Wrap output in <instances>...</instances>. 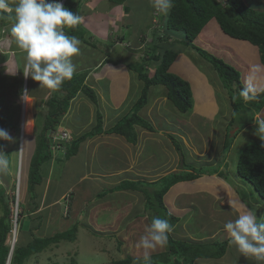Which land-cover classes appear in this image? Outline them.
Masks as SVG:
<instances>
[{
	"label": "rangeland",
	"instance_id": "obj_1",
	"mask_svg": "<svg viewBox=\"0 0 264 264\" xmlns=\"http://www.w3.org/2000/svg\"><path fill=\"white\" fill-rule=\"evenodd\" d=\"M75 1L78 0H69L68 4L74 3ZM262 2H263L262 0H253L252 4L256 6H260L259 3ZM82 3H84V5L79 4L77 7L78 9L80 7L79 15L82 17L81 24H83V21L85 22L84 23L85 26L83 27L89 33H87L86 35L84 31H80L78 34L79 36L82 35L84 37H87L86 39L89 41V43L86 44L83 41L81 42L80 53L77 56L73 57V63L78 71L79 69L86 70L87 68H90L92 70V73H94V71L96 70L97 71L102 70V73L104 75L103 77L106 78L101 81L100 86H99L100 81H98V87L102 89L100 93L102 95H105V97L110 95L112 101L115 103L117 97H122V87L124 88V86H126V88L128 89L130 88L129 83H128L129 85L125 84L126 78L128 81V76L129 77L130 75L134 76V73L132 70L128 69V65L131 63L142 64L143 62L140 57L144 56V58H146V54L148 52L147 46L149 44V41H151V38L148 37L146 40H143V38L147 36V33L149 31L158 28V23L155 22V19L158 20L159 19L158 15L162 16V14L155 13L156 9H154L152 6V0H129V2H127L125 6L122 5L113 6V4L109 3L107 0H86ZM77 7L74 8L77 9ZM86 7L89 9V13L87 12ZM126 7H129L130 11L132 8V12L126 13L125 12ZM149 10L151 12V16L148 18ZM92 13L96 14L95 18L92 17L93 15ZM88 16L92 18L88 19ZM110 20L111 21L113 20L111 23L112 26L108 27ZM95 22L97 23L101 22L105 25L104 31L97 33L98 36L102 35L104 37L106 34H108L109 38L106 37L104 40H101L98 36L90 38L92 34H96L92 32L94 30ZM9 28L10 26L8 27V29ZM5 31H3L4 33L2 32L3 35H5ZM169 36L173 40H176L178 43H181L184 37L182 33H178V32H174V33L170 32ZM89 38L91 40H89ZM120 38H124V42L123 41L120 42L119 40ZM12 42L13 40L11 39L10 44L7 45V42L4 39H2L0 36V115L5 116L10 122V124H12L13 126V129L10 132V135L12 136L13 140L12 142H6L5 148L7 149V151L5 152V154L8 155L7 159L9 162L7 177H8V181H10L11 183L9 186H7V193L9 194L8 197L10 203H11L10 196L14 197L13 195L15 194L18 195V193L20 194L19 218L22 224L19 227V232L17 233L16 242H19L20 246H26L35 237L36 238L52 237L57 233L65 232L72 229L74 225L78 226L77 239L75 242L62 241L57 245H51L48 249H46L42 253L32 255L31 258L26 262V264H115L116 261H122L125 259H133L132 264H144L145 261L143 259V250L137 247L138 243L135 242H132V244L128 243L125 246L126 248L122 246V231H123L122 229L124 225L122 221L123 219L122 217H119L117 215L115 217L114 215V219L117 222V225L122 224L118 229L119 236L114 237L113 235L114 233H111L109 230L99 229L102 228L100 227L101 224L99 223L103 220L102 215L104 214L103 209L106 205V202L99 203V201L96 198H94L95 202H90L88 204L87 202L84 201L86 199L83 200L80 199L78 196H73L71 194V190L73 191L75 190L73 188L71 189L72 184L76 182V178L80 174V171L84 170V167L86 166L83 157L79 158V160L76 161L77 168L75 167L74 164H71L72 159L70 160V162L69 160L68 161L62 160V162L56 161L52 166L51 164L47 163L43 167V174L45 178H47L49 172L51 173V177L49 178L51 184L49 189L48 200L51 201L53 199H57L61 194H66V196L62 197L57 204L49 205L48 206L49 208L47 210L39 211L37 207L36 209L38 211L35 214L31 212L32 210L36 211V209L33 207L34 205L32 204L33 198H30L32 196V193L28 190L27 167H29V160L30 158H32L30 156H33L32 154H34L35 150L33 149L31 145L32 142H30V139L28 137L31 136L35 137L36 117H38V115L42 112L40 111L41 104L39 102L34 103L33 98H31L30 96L24 97V92L25 90H27V94H31L35 92L39 96L40 95L43 96L45 92H48V89L46 87H41L40 84L32 80L31 77H25L23 73V69L26 63L25 60L26 53L18 54L15 57L18 62L17 66L18 68L21 69V73H19L18 76H17V72L14 73L13 75L11 73L10 75L9 72L10 68L9 66H6L7 62L9 61L8 58L9 55H6L5 53L8 52L10 53V51H14L13 49L15 45ZM171 44L172 42H167L163 46L170 47ZM8 46L11 49H9ZM181 48L183 47L181 46ZM5 49H9V50L6 51ZM218 50H219L218 54L221 55L222 54L221 48H218ZM109 52H110V56H109ZM117 59L121 60L120 64L117 63L115 64ZM98 60H102L103 63L107 60V62L105 65L99 64L97 66H94L95 63L98 62ZM99 66L100 68L97 69L95 68ZM121 66H122V70L118 69L121 68ZM256 66L258 65L256 64ZM113 67H117V70L119 72L112 73L109 68H113ZM203 67L206 73L213 68L209 64L208 65L203 64ZM14 69H16L17 71L16 67ZM107 70L111 74L108 77L109 78L116 77L117 83L110 84L109 79H107L106 76ZM256 73L258 72L256 71ZM187 75L189 77H192L189 80L191 81L197 80L196 77H198V75L191 76V74L189 73ZM211 77L213 78L214 76H210L209 79H211ZM90 79L91 78H89V80ZM209 81L210 80H208V85H209ZM212 81L213 83L210 84H212L214 87L216 86V90L220 94L219 97L220 98L225 97L222 102L223 113L221 114V117L222 118L225 116L226 117L224 121L219 122V124L216 122L207 124L206 126L203 127L204 132L203 131L200 132L201 137L197 133H195L194 138L192 137V139L196 140L197 144H195V146H198L199 151H202L204 147V140L202 136H204L206 133H212L215 130H218V132L215 133L214 136H211L212 141H210L209 139V142L212 145V147H209V149L212 152H216L215 162L208 163L205 158L202 159L197 158L193 153V151L187 150L186 147L183 146L184 144V143L182 144L183 138L180 137L181 132H184L181 130L182 127L179 129L178 125L174 124V122L170 123L171 121L168 122L164 118V116L160 115V113L162 112L165 114L170 112V114H172L173 113L172 110H174L175 115H177V117L183 120L182 123L183 125L186 124L188 118L186 117V114H182L179 111H177L174 108V106L171 103H169L168 100H167L169 106L168 108L166 107L167 103L158 104V106H156V109L153 111L152 115L155 117V122L156 125L159 127V129L165 128L166 130H169L171 132L179 133L175 135L177 140L180 142V145L182 147V152L185 153V162L188 166H192L199 171H205L206 174H212L215 172V170L218 169H219L218 171L220 172L224 171L225 174L228 176L229 180L232 183H234V185H236L235 188L237 189V191L246 192V194L249 195L252 210L257 214L258 218L264 219V200L257 193L253 184L243 181L237 174L238 173L237 162L244 145L251 142L264 143V141H262L258 135H254L256 124H252L251 127L247 128V130L237 138L234 148L232 152L229 154L228 148L226 146V139L222 137V135L223 136L225 135V127L228 124L227 131H229L230 136H233L234 135L233 133H235V131L239 127L238 124L241 121L240 122L237 121L234 124V126L230 128V119H231L230 114L232 113L230 99L228 97L227 92L224 91L223 86L219 85L217 80H212ZM241 81L245 86L242 78ZM197 82H200L203 86L207 85V83H204L202 81L197 80ZM262 90L257 89V92ZM163 91H165V89H163L161 86L154 87L153 92L149 94L148 102L150 103L151 101L154 102L158 100L160 93H162ZM131 93H129L127 99L122 101V106H121L122 115H125L127 113L129 109V105L131 104L133 105L135 103L134 101L135 96L132 97ZM55 94H56V90H50V95L53 96ZM47 98H48L47 96L44 97V99ZM82 98L84 99L82 101L85 102V106L81 108L78 114L71 113V109L74 105L73 102L79 103ZM161 101L165 102L166 100L162 99ZM89 104L91 103L89 102V99L87 97L84 98L83 95L78 96L76 98V101H72L69 112L62 121V126L71 128L72 129L71 131L75 133V130L73 129L80 128L79 126H76V122H79L80 125L85 124L84 126H86L84 133L91 130V128L93 127L90 125L92 122L88 114ZM75 110H76V105H75ZM33 112H34V117H33ZM97 116L95 119V125H97ZM197 119L198 118L196 117L194 120L197 121ZM256 119H264V109L261 113H259L256 116ZM145 120L151 122L149 119H146V117ZM24 123H26V129L23 128L25 130L22 132L21 135V132L19 131L17 124L19 125L21 124L22 127ZM197 124H201V121H198ZM210 126H212L215 130L211 129ZM159 129H156V131ZM24 133H26V136L24 135ZM24 136L26 137V139L24 141L25 144L22 151L19 149V145H20L21 137L23 138ZM204 137L207 138L206 135ZM223 143H224V148H222ZM107 149L109 150V148ZM209 155L212 156L213 153H210ZM127 156L130 159L134 160V157H131L130 153H128ZM20 157L24 161L23 165L19 163ZM64 157L65 154H61V158L64 159ZM162 157L163 156L159 154L158 162H160ZM226 157L230 158V164L227 165V168H223L222 170H220V167L222 166V161ZM53 159H55V156H53ZM121 159L122 158L120 157L116 166L119 164ZM109 161L111 160L108 158V162ZM19 165L21 166L19 167ZM125 166L126 163H124V167ZM177 166L180 168V170H182L183 167H182V163H180V160ZM131 171L135 172V169L133 170L131 168ZM20 172L22 173L24 179V186L21 189V191H18L17 189L15 190L12 187L15 181L14 179H17V176ZM132 172L130 171L125 172L124 176L126 175V177L128 178H133ZM143 177H146V175L144 174ZM85 185H87V182L82 187H84ZM89 185L92 186L89 187V191L93 192L91 196L96 197L97 194L102 192L100 186H98L97 183L96 184L90 183ZM37 192H38V188L35 189V193ZM71 198H75V202L71 203L70 202ZM122 202H124V200H122ZM70 203L72 204V206ZM15 209L16 206L13 208V210L15 211ZM112 212L114 211L112 210ZM227 235L228 234H226V236ZM8 241H13V237L11 236V234L9 235ZM228 247H229V243H228ZM230 247L233 248L234 251L230 252L227 255V257H225L223 260L212 258V259H207L206 261L204 260L201 264H264V261H258L254 257H245L237 250L236 246L231 242H230ZM226 250L227 247L225 248V253ZM167 254H168L167 245L162 249L157 248L156 250L151 251L150 262L153 260L152 256L157 255L159 256L158 258L162 262V264H164V261L170 259Z\"/></svg>",
	"mask_w": 264,
	"mask_h": 264
},
{
	"label": "crops",
	"instance_id": "obj_2",
	"mask_svg": "<svg viewBox=\"0 0 264 264\" xmlns=\"http://www.w3.org/2000/svg\"><path fill=\"white\" fill-rule=\"evenodd\" d=\"M244 1L250 7L264 10V0H262V3H259L260 6L252 4L253 0ZM86 10L89 13V9L87 7ZM131 12L132 8L130 13ZM92 14V17L95 18L96 14ZM150 16L151 12L149 10L148 18ZM92 17L88 16V19H91ZM112 21L110 20L108 27L112 26ZM84 23L85 22L83 21V26H85ZM104 29L105 25L103 23L95 22L94 30L92 32L96 34H92L90 38L98 36L97 33L104 31ZM98 37L101 40H104L106 37L109 38V35L106 34L104 37L102 35ZM90 38L89 40H91ZM10 42L11 41H7V44H10ZM196 45L208 50L209 52L226 61L229 65L235 67L241 73V78L243 79L244 84H246V82L251 79L257 89H264V66L261 63L260 52L257 46H254L247 41L236 40L227 36L221 30L218 22L215 19L211 20L203 30V32L198 36V38L196 39ZM8 48L11 49L9 46ZM173 48L179 53V55L171 67V72L184 78L190 83L193 92V108L191 112L186 114V117L188 118L185 124L186 126L182 124L183 120L175 115L174 110H172V114H170V112L165 114L161 112L160 115L164 116V118L168 122H174V124L178 125L179 129L182 127L181 130L184 132H181L180 135V137L183 138V142H181L182 144H185H183V146H185L187 150L193 151L197 158H205L208 163H213L216 161V152H212L209 149V147H212L209 139L210 141H212L211 136H214V134L217 133L218 130H215L212 126H210L211 129H214L215 131L212 133H206L205 135L207 138L204 137L205 135L202 136L204 140V147L202 151H199L198 146H195L197 142L196 140L192 139V137L194 138L195 133H197L201 137L200 132L203 131V127L207 124H211L213 122L219 124V122L224 121L226 116L222 118L221 114L223 113L222 102L225 97L220 98V94L216 90V86L214 87L212 84H210L213 83L212 80H217L219 85H222V83L213 68L206 73L203 64L208 65L209 63H207L202 57H200L193 49H185L184 47L181 48V46L179 45L174 46ZM218 48H221L222 50L221 55L218 54ZM13 50L16 53L14 55H9V61L6 65L10 68V75L11 73L13 75L16 72L21 73V69L18 68V62L15 57L21 53L25 54L23 50L18 48L17 44L14 46ZM99 64H102V60H98V62H96L94 66H97ZM256 64L258 66H256ZM15 67L17 68V71L16 69H14ZM95 68H100V66ZM109 69L112 73L119 72L117 70V67ZM118 69L122 70V66ZM83 71H89L90 73L87 79V84L90 87H93L95 90H97L98 88V90L96 91L99 98L98 102L93 103L89 100L91 104H89L88 107V114L92 122L90 125L92 127L95 126L96 116L98 113H101L104 122L103 129L108 130L122 118V101L127 99L129 93L132 92V97L135 96L134 101L138 99L142 91V83L137 79L135 75L131 76L129 74L130 77L128 76V81L126 78L125 84H130V88L128 89L126 88V86H124V88L122 87V97H117V100L114 103L109 94V96L105 97V95H102L100 93L102 89L98 87V81H100V86L101 81L106 78L103 77L104 75L102 73V70H96L97 72L94 71V73H92V70L90 68H87L86 70L79 69V71L76 69L75 72ZM256 71L258 73H256ZM188 73L191 74V76L198 75L196 79L198 81L207 83V85L203 86L200 82H197V80H189L192 77H189L187 75ZM106 74L110 84L117 83L116 77H108L111 75L108 70L106 71ZM210 76H214V79L212 77L211 79H209ZM89 78L91 79L89 80ZM208 80H210L209 85ZM224 91H226L225 88ZM152 92L153 90H151L150 94ZM27 96L32 97L33 102L37 103L40 100H44V97H49L50 90L48 89V92H45L43 96H39L35 92L27 94ZM162 99L166 100L165 91L160 93L158 100L154 102L151 101L141 113L144 118L146 117V119H149L153 126L156 127L154 132L136 126V130L139 136L138 142L136 144L129 143L125 138L116 134H99L84 142L80 147L78 154L74 156L71 161V164H74L76 167V161L79 160V158L83 157L86 164L84 170H81L80 174L77 176L76 182L72 184L71 189L73 188L75 190H71V194L73 196H78L80 199H86L84 201L88 204L90 202H95L94 198H96L99 203L106 202V205L103 209V220L99 223L101 224L100 227L102 228L99 229L109 230L111 233H114V237L119 236L118 229L122 225H117V222L114 219V215L115 217L116 215L122 217V221L124 223L122 229V246L124 247L128 243L132 244V242H139L140 237L144 234L145 227L151 223L152 212L146 210V198L143 192L134 190L117 191V187L126 180L133 182L145 181V183L152 184L170 174L179 173L183 170V168L182 170H180V168L177 166L179 160L180 163H182V160L180 154L176 152V147L170 138V134L176 136L175 134L179 133L171 132L169 130H166L165 128L159 129V127L156 125L155 117L152 115L158 104L167 103V100L165 102H162ZM82 100L84 99L82 98L79 103L73 102L74 105L71 109V113L78 114L80 112L81 108L85 106V102ZM74 101H76V99ZM131 105H129L128 111L132 108ZM166 107H169L168 103ZM196 117L198 118L197 121L194 120ZM198 121H201V124H197ZM84 125L85 124L80 125L79 122H76V126H79L80 128H74L73 130H75V133L72 132V135L77 134L78 136L84 133L86 129V126ZM227 126L225 127V135H222V137H224L225 139L228 134ZM251 126L252 125L247 126L238 135V137ZM24 128L26 129V123H24ZM63 128L72 130L71 128L66 126H63ZM156 129L159 130L156 131ZM237 138L234 140L232 149H230L229 154L232 152ZM29 139L30 142H32L31 145L33 149L35 150L36 144L34 136L29 137ZM107 148H109V150ZM222 148H224V143L222 145ZM128 153L131 154V157H134V160L130 159L127 156ZM210 153H213V155L210 156ZM159 154L163 156L160 162H158ZM120 157L122 159L116 166ZM108 158L111 161L108 162ZM58 160L63 159H53L49 164H51L52 166L56 161L60 162ZM124 163H126L125 167ZM229 164L230 158L226 157L222 161L220 170H222L223 168H227V165ZM131 168L133 170L135 169V172H132ZM27 169H29V167H27ZM218 170H215V172L212 174H206V172L204 171V174H201V176L195 180L183 181L175 184L164 196V203L169 212L178 219L177 224L174 226L173 231L171 232V235L175 239L199 243H205L209 241L227 242L226 253H224L221 258H217L223 260L230 252L234 251V249L230 247L231 238L229 235L226 236L227 233L224 230V224L229 220H234L239 212L245 210L240 208L241 203L246 205L247 208L249 207L248 209L252 210V208L242 200L241 196L239 195V191H237V189L235 188L236 185H234V183L229 180L225 172H220ZM128 171L132 172L133 178H128L126 177V175L124 176V173ZM144 174L146 175V177H143ZM50 177L51 173L49 172L47 178L44 179V183L37 187L38 192L36 193V204H38L39 211L47 210L49 208V205L57 204L62 197L66 196V194H61L57 199H53L51 201L48 200L51 184V181L49 180ZM86 182L87 185L82 187L84 184H86ZM90 183H97V185L100 186L102 192H100L99 194L104 192L107 194H105L103 197H98L99 194H97L96 197L91 196L93 192L89 191V187H92L89 185ZM122 200H124V202H122ZM70 202H75V198H71ZM33 207L35 208V205ZM38 210H32L31 212L35 214ZM112 210L114 212H112ZM2 211L3 210L0 209V217L3 215ZM204 260L206 261L207 259H198L196 261V264H201Z\"/></svg>",
	"mask_w": 264,
	"mask_h": 264
},
{
	"label": "trees",
	"instance_id": "obj_3",
	"mask_svg": "<svg viewBox=\"0 0 264 264\" xmlns=\"http://www.w3.org/2000/svg\"><path fill=\"white\" fill-rule=\"evenodd\" d=\"M84 1L86 0H78L68 4L69 0H66L64 7L79 15L80 7L78 9L77 6L79 4L84 5L82 3ZM107 1L113 4V6L126 5L128 2V0ZM9 2L14 3L15 0H9ZM74 7H77L79 11ZM125 12H130V8L126 7ZM213 19L218 22L221 30L227 36L236 40L247 41L257 46L260 52L261 63L264 66V10L250 7L244 0H172V7L165 14L163 20L164 24H166L165 29L167 32L182 33L186 40L184 41V45L192 47L202 58L208 60L213 65L223 87L228 92L232 107L230 128L237 121H241L233 136H230L228 131L226 146L230 149L238 134L247 125L256 122L255 116L264 108V90L257 94L255 100L245 101L239 96L241 88L244 87L241 81V73L224 60L217 58L213 54L193 44V41ZM8 20L14 22V19L12 20L10 16L0 14V28L7 24ZM80 31H84L86 35L89 33L80 23L74 28L66 29V34L81 38V41L88 44L87 37L79 36L78 33ZM148 37L152 39L151 45L147 46L148 50H150L147 54V58H149L144 59L142 64L131 63L128 65L129 70L135 72L138 78L144 83L139 100L127 114L107 131L103 129V117L98 113L97 125L93 126L91 130L78 136L75 134L73 137L74 140L69 143L61 142V144L67 146V152L64 151L65 157L63 160H71L78 154L82 144L92 137H95V135L97 136L102 133L116 134L125 138L129 143L136 144L139 139L136 126L154 132L155 127L152 123L141 116L142 109L148 103L149 91L152 87H164L168 100L178 111L182 113L191 112L193 99L190 83L170 71L178 53L171 50V46H167L166 48L158 45L162 40L161 37H158V30L149 31L143 40H146ZM119 40L124 42V38H120ZM13 44L16 45L14 42ZM120 62L121 60L117 59L115 64H119ZM89 74V71L75 72L71 80L64 81L62 86L56 90L55 95L40 103V111L42 113L36 117L35 151L30 160L29 169H27L28 190L32 193L30 198H33L32 204L35 205V209L38 207V204H36L37 194L35 193V189L42 185L45 179L43 167L53 160L50 134L56 131L58 126L61 125V122L69 112L72 100L79 93L85 94L92 102H97L96 90L86 84V79ZM17 126L21 132V124H17ZM0 128H4L10 133L13 126L5 116L0 115ZM170 138L181 156L183 167L181 172L170 174L152 184H147L144 181L133 182L126 180L116 190L143 192L146 198V210L152 212V217L159 216L166 218L174 228L178 219L169 212L164 203V196L175 184L195 180L201 174H204V171H199L192 166H188L185 162V153L182 152L180 142L172 134H170ZM25 139L26 137L24 136L22 151ZM0 146L3 147L5 153L7 151L5 148L6 142L0 141ZM58 161L62 162V160ZM23 162V159H21V165H23ZM237 171L243 181L253 184L257 193L264 200V143L251 142L244 145L237 162ZM0 177L4 182V185H0V207L3 210V215L0 217V264H6L10 256V246L7 242L10 231L12 230L11 203L7 195V186L11 182L8 181L7 173L0 175ZM19 182L14 181L12 188L21 191L24 186L23 176ZM150 187H152L151 190L149 189ZM105 194L107 193H101L98 197H103ZM239 195L252 208L249 195L242 191L239 192ZM11 199L13 200L12 204L16 202L15 198ZM77 233L78 226L74 225L72 229L57 233L52 237H35L26 246H20L18 242L14 247L11 264H26L32 255L42 253L51 245H57L62 241L75 242ZM226 246L227 242L220 241L199 243L177 240L170 233L167 243V255L170 259L164 261V264H196L198 259L221 258L225 253ZM157 255L152 256L153 260L150 264H162ZM132 262L133 259H125L116 261L115 264H132Z\"/></svg>",
	"mask_w": 264,
	"mask_h": 264
},
{
	"label": "clouds",
	"instance_id": "obj_4",
	"mask_svg": "<svg viewBox=\"0 0 264 264\" xmlns=\"http://www.w3.org/2000/svg\"><path fill=\"white\" fill-rule=\"evenodd\" d=\"M64 5L61 2V0H15L14 3H10L9 0H0V14L8 15L14 19V23L11 20H8L7 21L8 23L0 28L1 38L4 39L6 42L11 41L12 39L14 42H16L18 48L26 53L25 56L26 63L23 69V73L25 77H31V79L34 80L35 82H38L41 87H46L49 90H58L62 86L64 81L71 80L73 78L74 73L76 71V67L73 63V57L77 56L80 53V44H81L80 39L75 36H70L66 34V29H71L78 26L82 22V17L77 13H74L73 11L64 7ZM152 6L154 9H156L155 13L162 14V16L158 15L159 17L158 20L155 19V22L158 23V28L154 30H158V37H161L162 39L158 43V45H160V47H164L163 45L165 43L172 42L171 50L175 52L177 51L174 50L173 47L177 45H181L185 49L188 48L193 49L189 45L186 46L184 45V41H186L184 37H183V41H181V43H178L176 40H173L169 36L170 32H167L165 29L166 24H164L163 20L165 14H167V12L172 7V0H152ZM9 26L10 28L8 29ZM3 31H5V35L2 34ZM196 39L193 41L194 45H196ZM151 42L152 39L151 41H149L148 46L151 45ZM196 46L199 47L198 45ZM5 50L7 51L9 49H5ZM203 50L207 51L210 54H213L206 49ZM149 52L150 50H148L147 54ZM15 53H16L15 51H10V53L8 52L5 54L14 55ZM147 54H146V58H144V56L140 57L142 62L144 59L149 58V57L147 58ZM213 55L216 56L215 54ZM216 57L220 58L218 56ZM204 60L213 67V65L208 60L206 59ZM102 64H106V63L102 62ZM135 64H139V63H135ZM133 73L137 77V79L142 83L143 86L142 91H143L144 83L138 78L135 72ZM18 74L19 73H17V76ZM87 79H86V84H87ZM162 88L165 89L164 87ZM153 89L154 87L150 89L149 94ZM141 93L138 99L135 101V103L141 97ZM257 94H258L257 88L254 86L251 79H249L246 82L245 86L241 88L239 92V96L242 97L245 101L255 100L257 98ZM80 95H84L85 97H87L85 94L79 93L72 101H74ZM24 96L25 97L27 96V90H25ZM51 96L52 95H50L47 99H49ZM165 98L166 100H168L166 95V89H165ZM47 99H44V101H46ZM192 99H193V93H192ZM98 100L99 98L97 99V102ZM42 101H39V103H41ZM169 103L171 102L169 101ZM148 105L149 102L142 109V111ZM176 110L178 111V109ZM182 114H187V113H182ZM256 116H255L256 122L252 123V124H256L254 135H258L259 138L262 141H264V119H256ZM61 126H62V122L61 125L58 126L57 130L61 129ZM67 130H69L72 134V131L70 129ZM12 140L13 138L10 135V133L4 128H0V141L12 142ZM230 149L228 148V152L230 151ZM61 154H65V153L60 152L55 156V159L59 158V156L61 158ZM7 156L8 155H6L3 151V147L0 146V175L6 174L8 171L9 162ZM0 181H1V185H4L3 184L4 182L2 181L1 177H0ZM240 208L245 210L239 212L234 220H229L228 222H226L224 224V230L230 236L231 243L236 246L237 250L242 255L252 256L258 261H264V219L258 218L256 213L253 210L248 209L247 206L244 205L243 203L240 204ZM19 217L15 224L13 222L12 210H11L12 230L10 231V234L13 237V241L7 242L8 245L10 246V251H12L11 243L12 242H15V244L18 243L16 242L17 239L16 237H17V233L19 232V227L21 223ZM172 231H173V226L171 225L168 219L161 218L159 216L152 217L151 223L145 227L144 234L140 237V240L137 245L138 248L143 250V259L145 261V264H150L151 251H154L157 248H163L167 245L169 234Z\"/></svg>",
	"mask_w": 264,
	"mask_h": 264
},
{
	"label": "built area",
	"instance_id": "obj_5",
	"mask_svg": "<svg viewBox=\"0 0 264 264\" xmlns=\"http://www.w3.org/2000/svg\"><path fill=\"white\" fill-rule=\"evenodd\" d=\"M65 1L66 0H61V2L63 3V5L65 4ZM50 137H51V144L54 142V143H58V142H61V141H69L71 142V140L73 139V136L71 134V132L67 129H59V130H56V131H53L51 134H50ZM69 142H66V143H69ZM54 149V148H53ZM60 152H63V150H60V149H54V156H56L57 154H59ZM0 185H1V181H0ZM7 195H9L7 193ZM14 197H11L10 196V199L11 198H16L19 200L20 198V194L18 193L13 195ZM13 200L11 199V207H12V218H13V222L16 224L17 222V219H18V215H19V203H16V205H13L12 204ZM16 206V209L15 211L13 210V208Z\"/></svg>",
	"mask_w": 264,
	"mask_h": 264
},
{
	"label": "bare ground",
	"instance_id": "obj_6",
	"mask_svg": "<svg viewBox=\"0 0 264 264\" xmlns=\"http://www.w3.org/2000/svg\"><path fill=\"white\" fill-rule=\"evenodd\" d=\"M25 97V96H24ZM23 119V118H22ZM23 128H24V125H23ZM61 129H65V128H63V127H61ZM25 129H23L22 130V127H21V132H23ZM24 135L26 136V133H24ZM72 136H74V135H72ZM74 140V138L71 140V141H73ZM21 142H20V150H22V141H23V138L21 137V140H20ZM61 142H69V141H61ZM61 142H58V143H52V145H51V150L54 152V149L56 148V149H60V150H63V151H65V152H67V146H65V145H63V144H61ZM54 148V149H53ZM20 154H21V152H20ZM20 161H19V163L21 164V159H19ZM21 165H19V167H20ZM12 178H13V176H12ZM20 178H21V172L18 174V176H17V179H14L16 182H18V183H20L19 181H20ZM19 191V190H18ZM15 200H16V202L15 203H13V205H16V203H19V200L18 199H16L15 198ZM11 246H12V249H13V251H14V247H15V242H12L11 243ZM6 264H11V260H10V262H9V260H8V262L6 263Z\"/></svg>",
	"mask_w": 264,
	"mask_h": 264
},
{
	"label": "water",
	"instance_id": "obj_7",
	"mask_svg": "<svg viewBox=\"0 0 264 264\" xmlns=\"http://www.w3.org/2000/svg\"><path fill=\"white\" fill-rule=\"evenodd\" d=\"M12 254H13V249H12V251H10L9 261L11 259Z\"/></svg>",
	"mask_w": 264,
	"mask_h": 264
}]
</instances>
